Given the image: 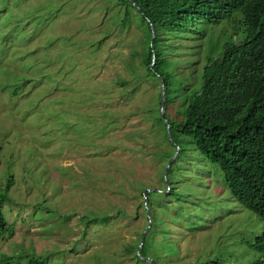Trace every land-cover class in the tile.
I'll return each mask as SVG.
<instances>
[{
	"label": "rangeland",
	"instance_id": "obj_1",
	"mask_svg": "<svg viewBox=\"0 0 264 264\" xmlns=\"http://www.w3.org/2000/svg\"><path fill=\"white\" fill-rule=\"evenodd\" d=\"M116 12L115 0H0V184L10 186L4 212L15 229L0 238V264H140L145 192L163 187L175 148L151 117L136 114L161 95V82L147 81L134 101L118 86L134 78L129 55L143 28L118 24ZM241 23L235 15L203 25L193 41L173 38L178 76L189 73L193 85L208 56L243 39ZM143 131L155 133L152 144ZM198 156L193 148L169 166L178 194L152 197L153 237H169L177 264L208 255L250 264L264 225Z\"/></svg>",
	"mask_w": 264,
	"mask_h": 264
},
{
	"label": "trees",
	"instance_id": "obj_2",
	"mask_svg": "<svg viewBox=\"0 0 264 264\" xmlns=\"http://www.w3.org/2000/svg\"><path fill=\"white\" fill-rule=\"evenodd\" d=\"M115 3L118 24L126 27L137 22L143 28L142 41L129 55L130 66L136 63L131 68L134 78L121 79L118 86L126 93L128 101H134L147 81L161 84L164 81L166 121L161 116L162 93L136 114L146 117V121L151 117L153 124L162 128L165 140L175 148L165 156L166 160L180 146L175 162L182 164L187 151L197 149L196 158L205 160L204 156L217 166L233 199L264 225V0H115ZM235 15L242 19L243 39L239 37L237 41L223 44L217 56H208L197 77L195 72L191 74L194 84L190 86L186 81L189 73L178 76V62L175 57L169 58L168 44L173 38L183 36L188 42L193 41L203 25L217 26ZM151 27L155 33L153 42ZM177 102L176 110L170 108ZM165 122L171 127L172 141ZM95 123L99 122L94 120ZM110 129L111 125L107 124L102 133L106 135ZM141 134L144 140L149 139L145 145L152 144L153 131ZM170 168L167 180L162 177L163 187L159 190L163 193L147 194L153 225L145 237L141 255L136 256L140 264H177L170 261L172 256H178V248L169 243V237L161 240L153 237L159 221L152 197L162 199L170 193L178 194L168 178ZM9 198L10 186L4 188L0 184V238L15 235L4 212ZM250 249L256 253L250 264H264V235L251 244ZM196 261L183 264H231L228 258L213 261L209 255ZM29 264L44 263L32 260Z\"/></svg>",
	"mask_w": 264,
	"mask_h": 264
},
{
	"label": "water",
	"instance_id": "obj_3",
	"mask_svg": "<svg viewBox=\"0 0 264 264\" xmlns=\"http://www.w3.org/2000/svg\"><path fill=\"white\" fill-rule=\"evenodd\" d=\"M151 28H152V42H153L154 39H155V33H154V28L153 27H151ZM153 62H154V56H152V64H151V67L153 66ZM164 87H165V84H164V81H162L161 116H162V119L164 121H166L165 120V88ZM165 123L167 125V132H168L169 139L172 141L171 127H170V125L167 122H165ZM180 151H181V147L179 146L178 147V150L176 151V153L173 154V156L170 158L168 164L166 165L165 173H164L165 180H167V171H168L169 166L171 165L173 159H175L179 155V152ZM151 191H157V192L159 191L160 192L161 190H159V189H157V190H146V192H145V196H144V198H145V210H146L147 215H148L149 226H148L146 232L144 233V235H143V237L141 239L140 246H139V249H138V255L139 256L141 255V249H142V246L144 244L145 237H146V235L148 234V232L150 231V229L152 228V225H153V223L151 221V217H150V210H149V205H148V198L146 196Z\"/></svg>",
	"mask_w": 264,
	"mask_h": 264
}]
</instances>
